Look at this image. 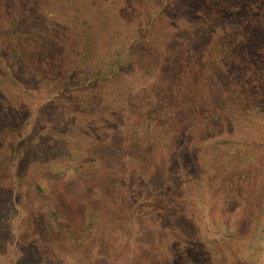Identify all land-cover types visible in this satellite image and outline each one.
Returning <instances> with one entry per match:
<instances>
[{
    "label": "rangeland",
    "instance_id": "374dc122",
    "mask_svg": "<svg viewBox=\"0 0 264 264\" xmlns=\"http://www.w3.org/2000/svg\"><path fill=\"white\" fill-rule=\"evenodd\" d=\"M263 190L264 0H0V264H264Z\"/></svg>",
    "mask_w": 264,
    "mask_h": 264
},
{
    "label": "trees",
    "instance_id": "16d2710c",
    "mask_svg": "<svg viewBox=\"0 0 264 264\" xmlns=\"http://www.w3.org/2000/svg\"><path fill=\"white\" fill-rule=\"evenodd\" d=\"M243 166H245V168L242 167V169H244V170H246L247 167H248V165H247L246 163H244ZM247 171H248V170H247ZM260 206L264 207V190H263V193H262V198H261Z\"/></svg>",
    "mask_w": 264,
    "mask_h": 264
}]
</instances>
